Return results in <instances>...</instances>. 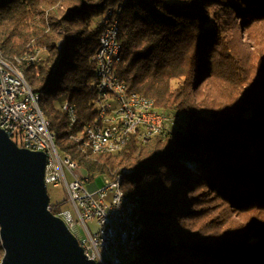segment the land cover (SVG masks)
Returning <instances> with one entry per match:
<instances>
[{
    "label": "trees",
    "instance_id": "trees-1",
    "mask_svg": "<svg viewBox=\"0 0 264 264\" xmlns=\"http://www.w3.org/2000/svg\"><path fill=\"white\" fill-rule=\"evenodd\" d=\"M119 6L121 81L184 122L91 155L71 136L95 118L92 58L102 17ZM35 50L42 62L23 71L58 150L90 184L120 176L140 200L132 264H264V0H0V56ZM66 102L78 111L72 131Z\"/></svg>",
    "mask_w": 264,
    "mask_h": 264
},
{
    "label": "built area",
    "instance_id": "built-area-1",
    "mask_svg": "<svg viewBox=\"0 0 264 264\" xmlns=\"http://www.w3.org/2000/svg\"><path fill=\"white\" fill-rule=\"evenodd\" d=\"M106 14V13H105ZM104 14V16H105ZM103 16V17H104ZM101 24V22H100ZM108 35V32H103ZM113 48L102 49V36L93 63L96 69L108 66V77L96 78L94 85V100L92 107L95 118L100 119L101 137H121V128L130 127V136L124 144L130 142L132 134L140 137L168 132L174 120L163 118L156 113L143 114L146 104L141 106V113L127 111L122 98L119 97L120 85L117 83V73L108 64V56ZM33 67L42 59H36L33 52ZM136 118L145 119V128H137ZM156 123H164V130H156ZM90 126L86 125L83 132L90 134ZM0 129L9 137L20 142L19 148L42 152L46 155L45 185L53 187L64 186L65 202L69 210L60 211L55 216L66 218V227L75 236L85 256L96 264H124L128 250L131 249L136 236H128V224L124 220V211L120 199L115 194V181L103 188L90 191V177L75 165L64 161V156L53 148L49 130L40 121L35 111V98H30L20 90L18 80L0 73ZM88 223L97 227L95 233L88 228ZM83 230L85 238L80 239Z\"/></svg>",
    "mask_w": 264,
    "mask_h": 264
},
{
    "label": "water",
    "instance_id": "water-1",
    "mask_svg": "<svg viewBox=\"0 0 264 264\" xmlns=\"http://www.w3.org/2000/svg\"><path fill=\"white\" fill-rule=\"evenodd\" d=\"M46 155L19 148L0 129L1 264H96L50 211Z\"/></svg>",
    "mask_w": 264,
    "mask_h": 264
},
{
    "label": "bare ground",
    "instance_id": "bare-ground-1",
    "mask_svg": "<svg viewBox=\"0 0 264 264\" xmlns=\"http://www.w3.org/2000/svg\"><path fill=\"white\" fill-rule=\"evenodd\" d=\"M105 16L102 17L101 26L102 32V49L113 48V53L108 56V64H111L113 71H116L117 66L122 62V47L119 42L120 35V17L122 13V7L119 6L114 9H109L105 12ZM103 32H108V35H103ZM96 54V52H95ZM94 54V55H95ZM33 52L30 54H25L22 56L14 57L11 60H6L0 56V73L10 76L11 80H18L20 90L29 95L30 98H35V111L39 115L40 121L45 123L47 129L49 130V136L53 148L57 153L64 156V161L69 164H73L76 168L83 171L82 167L76 164L68 155L61 153L56 145V135L51 128V123L49 119L44 115V112L40 106V96L32 91L31 87L27 83L25 72L23 68L33 67ZM36 59H42L41 51L36 50ZM93 59V58H92ZM41 62H37V66ZM117 73V71H116ZM108 77V66H101V69H96V78ZM117 83L120 85L119 97L122 98L127 111L130 113H141V106L138 103L146 104L143 107V114L156 113V115H162L163 118H170L174 120V125H171L168 132L158 133L156 135H147L146 137H140V134H132L130 141L135 140L138 144L148 145L157 136H162L167 133L172 132L176 128L177 121H181L178 116H171L165 112H159L155 108V103L152 99L138 95L131 92L124 82L121 81L117 73ZM60 111L64 114L67 123V128L69 131L74 130L79 125V116L77 108L74 104L64 103ZM184 120L182 118L181 124ZM180 124V125H181ZM90 126V134L83 132V128L77 134L71 136V139L80 145L85 153H90L91 155H107L116 154L126 147L124 140H128L130 136V127L121 128V137H108V140L101 137V125L100 119L94 118V120L87 124ZM137 128H145V119L136 118ZM178 127V126H177ZM156 130H164V123H156ZM13 142L15 138H10ZM15 143V142H14ZM83 174L87 176L84 172ZM115 194L121 201L123 207H127L129 211H124V220L128 224V236H136L137 240L131 249L128 250L127 256L124 260V264H132L134 255L136 254L138 247L140 245V237L143 230L141 222L137 218V212L140 208V200L138 197H131L126 195L121 188V177H117L115 180ZM111 181L107 184H112ZM66 225L65 217H58Z\"/></svg>",
    "mask_w": 264,
    "mask_h": 264
},
{
    "label": "rangeland",
    "instance_id": "rangeland-1",
    "mask_svg": "<svg viewBox=\"0 0 264 264\" xmlns=\"http://www.w3.org/2000/svg\"><path fill=\"white\" fill-rule=\"evenodd\" d=\"M64 70V67H60L58 73L56 74V79L59 78L61 72ZM48 98L47 95L42 94V105L44 108H46V99ZM180 117V122L177 121L176 123V127L179 126L182 122V118L184 120V116H178ZM107 183H109V180L107 178H103V177H97L95 178L91 184H89L87 186V188L89 189H101L103 188ZM91 185V186H90ZM47 193L49 195V199H50V203L52 206H57V205H61L60 207V211H64V210H69V206L66 204L65 202V198H66V192L64 189V186H59V187H53L51 185L47 186ZM88 228L90 229L91 232L95 233L97 231V227L94 223H88L87 224ZM85 238V234L83 233V230L81 229L80 231V239Z\"/></svg>",
    "mask_w": 264,
    "mask_h": 264
}]
</instances>
